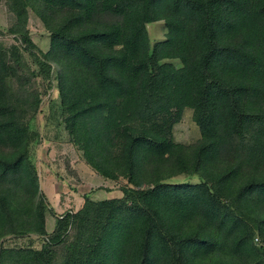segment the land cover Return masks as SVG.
Masks as SVG:
<instances>
[{
	"label": "trees",
	"instance_id": "obj_1",
	"mask_svg": "<svg viewBox=\"0 0 264 264\" xmlns=\"http://www.w3.org/2000/svg\"><path fill=\"white\" fill-rule=\"evenodd\" d=\"M41 1L77 11L50 30L44 55L86 72L62 73L58 84L67 130L97 173L130 187L125 200L86 202L57 218L41 250L0 252V264H264V248L254 243L264 242V0ZM97 10L122 24L80 29ZM157 21H164L165 40L150 46L146 25ZM120 43L123 50H113ZM31 54L48 77L47 60ZM173 59L182 67L163 63ZM20 63L16 47L0 45V237L46 234L28 158L34 134L7 102L4 83ZM186 107L203 141L190 162L179 155L177 167L203 182L168 184V174L142 189L144 163L174 152L171 129ZM248 140L254 175L235 183L244 164L238 158L213 172L227 146ZM71 229L58 263L54 247Z\"/></svg>",
	"mask_w": 264,
	"mask_h": 264
},
{
	"label": "rangeland",
	"instance_id": "obj_2",
	"mask_svg": "<svg viewBox=\"0 0 264 264\" xmlns=\"http://www.w3.org/2000/svg\"><path fill=\"white\" fill-rule=\"evenodd\" d=\"M73 14H77V11L69 8H53L41 0H0V45L6 51L16 47L21 62L14 67V72L10 71L4 79L7 102L13 106L17 114L22 113L21 121L34 134V139L29 146L28 158L36 171L40 195L43 196L46 233L44 236L6 234L0 237L1 253L26 249L41 250L54 231L57 218L67 213L79 212L86 202L125 200L122 190L130 187L124 179L111 181L97 173L86 162L82 149L67 130V112L61 104L58 84L62 79V73L68 72L76 77L85 78L86 72L83 67L69 59L52 58L51 55H48L46 59L44 55L49 54L50 51V30ZM121 24L120 17L97 10L93 19L81 25L80 29ZM146 30L150 46L165 40L164 21L150 23L146 25ZM24 37L33 44L31 51L23 42ZM113 50H123L122 44L113 47ZM31 52L40 60L43 61V57L47 60L51 67L48 77L39 71ZM163 63H169L175 68L182 67L179 59L166 60ZM11 65L14 66L12 63ZM171 139L175 145L171 155L163 160H149L144 163L145 168L141 176L144 181L142 189L150 187L149 183L156 177L168 174H172V177L165 182L168 184L203 182L200 176L190 172L181 173L177 167V157L180 155L189 161L195 147L203 141L191 108L183 109L180 121L171 129ZM237 151L240 153L236 154ZM253 152L255 150L250 146V140L236 148L229 145L220 153L212 170L213 172L221 171L238 158L244 164L235 183L245 180L255 172L254 167L247 162L248 155L250 156ZM261 170L264 174V164ZM126 204L129 205L130 201ZM262 211L264 212V208ZM75 233V230H69L65 243L54 247L58 263ZM254 243L264 248V242L260 239L254 240ZM4 258L10 261L6 254Z\"/></svg>",
	"mask_w": 264,
	"mask_h": 264
},
{
	"label": "built area",
	"instance_id": "obj_3",
	"mask_svg": "<svg viewBox=\"0 0 264 264\" xmlns=\"http://www.w3.org/2000/svg\"><path fill=\"white\" fill-rule=\"evenodd\" d=\"M257 241V239H255Z\"/></svg>",
	"mask_w": 264,
	"mask_h": 264
}]
</instances>
